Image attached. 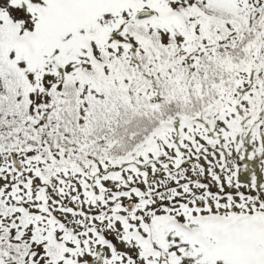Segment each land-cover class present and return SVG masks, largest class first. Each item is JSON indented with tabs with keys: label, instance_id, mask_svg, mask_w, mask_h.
<instances>
[{
	"label": "snow or ice",
	"instance_id": "snow-or-ice-1",
	"mask_svg": "<svg viewBox=\"0 0 264 264\" xmlns=\"http://www.w3.org/2000/svg\"><path fill=\"white\" fill-rule=\"evenodd\" d=\"M0 264H264V0H0Z\"/></svg>",
	"mask_w": 264,
	"mask_h": 264
}]
</instances>
